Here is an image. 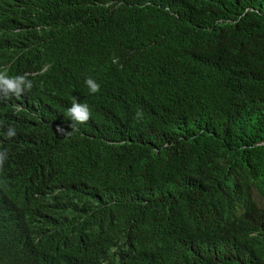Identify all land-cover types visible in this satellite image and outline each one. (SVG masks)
<instances>
[{
  "label": "trees",
  "instance_id": "1",
  "mask_svg": "<svg viewBox=\"0 0 264 264\" xmlns=\"http://www.w3.org/2000/svg\"><path fill=\"white\" fill-rule=\"evenodd\" d=\"M0 69V264H264V0H0Z\"/></svg>",
  "mask_w": 264,
  "mask_h": 264
},
{
  "label": "clouds",
  "instance_id": "2",
  "mask_svg": "<svg viewBox=\"0 0 264 264\" xmlns=\"http://www.w3.org/2000/svg\"><path fill=\"white\" fill-rule=\"evenodd\" d=\"M114 63L116 61H113ZM91 94L100 91V85L91 77L84 81ZM33 88V83L28 79L27 75L10 76L7 70L0 69V104L6 103L12 98H18ZM142 111H137V117L142 116ZM67 115L73 123L69 125L71 130H75L76 124L87 123L92 116L91 109L87 103L80 102L77 98L73 97L71 106L67 109ZM56 132L59 135H65L69 131L59 125L56 127ZM16 135L14 127H9L6 131V136L12 138ZM7 160V151L0 149V170Z\"/></svg>",
  "mask_w": 264,
  "mask_h": 264
},
{
  "label": "rangeland",
  "instance_id": "3",
  "mask_svg": "<svg viewBox=\"0 0 264 264\" xmlns=\"http://www.w3.org/2000/svg\"><path fill=\"white\" fill-rule=\"evenodd\" d=\"M256 199H257V197H256ZM258 200V199H257Z\"/></svg>",
  "mask_w": 264,
  "mask_h": 264
}]
</instances>
